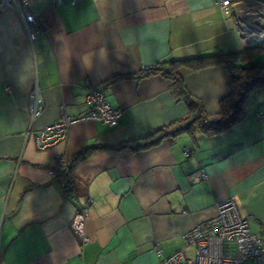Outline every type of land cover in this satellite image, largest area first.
I'll use <instances>...</instances> for the list:
<instances>
[{"label": "crops", "instance_id": "crops-1", "mask_svg": "<svg viewBox=\"0 0 264 264\" xmlns=\"http://www.w3.org/2000/svg\"><path fill=\"white\" fill-rule=\"evenodd\" d=\"M25 7L40 26L33 40L17 10L0 4V264H154L178 249L191 255L183 234L228 197L264 239V86L223 132H181L143 151L119 147L188 115L171 78L139 73L262 41L264 34L241 29L262 17L252 9L264 10V0H231L227 13L216 0H25ZM251 64L264 67V52ZM177 70L187 93L215 114L231 89L227 68ZM88 87L120 110L117 124L74 122L62 141L38 150L35 135L61 108L70 118L87 111ZM33 89L42 109L31 119ZM201 167L206 178L195 182L190 175ZM81 206L85 243L71 227Z\"/></svg>", "mask_w": 264, "mask_h": 264}, {"label": "built area", "instance_id": "built-area-1", "mask_svg": "<svg viewBox=\"0 0 264 264\" xmlns=\"http://www.w3.org/2000/svg\"><path fill=\"white\" fill-rule=\"evenodd\" d=\"M51 1L55 4L60 3V0ZM216 3L223 13H227L231 7V0H216ZM0 4L17 10L28 37L33 40L39 33L40 26L34 16L27 11L25 0H0ZM244 28L247 30L246 26H243L242 30ZM144 73L145 71L139 74ZM40 100L37 89H33L29 94L31 119L41 113ZM84 103L87 111L75 118H70L61 108L57 121L38 130L34 137L36 148L45 150L62 141L67 134L68 126L84 119L96 120L109 127L117 124L120 110L112 107L105 100L101 90L88 87L85 91ZM62 171L68 172L66 167ZM49 173L54 175L53 170ZM190 178L198 182L206 178V173L201 167L196 169ZM64 187H66L65 183ZM85 214L86 208L81 206L71 222V227L79 236L81 243L88 240L82 228ZM182 239L185 245L194 247L191 255H186L182 249H178L154 264H264V239L249 232L246 221L240 216L231 197L217 205V213L214 217L197 224L189 232L184 233Z\"/></svg>", "mask_w": 264, "mask_h": 264}, {"label": "trees", "instance_id": "trees-1", "mask_svg": "<svg viewBox=\"0 0 264 264\" xmlns=\"http://www.w3.org/2000/svg\"><path fill=\"white\" fill-rule=\"evenodd\" d=\"M261 52H264V48L249 45L235 53H220L212 56L195 57L185 61H173L169 63L167 68H147L145 74L160 72L163 76L173 80L175 91L185 101L188 115L185 119L172 125L159 128L155 133L144 139L125 142L120 144L119 147L129 148L133 151H143L157 146L161 141L181 132L192 133L198 130L204 133L217 134L229 128L244 116V106L249 93L253 89L264 86V67L251 64L252 58ZM180 63H184L191 69H199L215 64H222L227 68L231 80V89L221 100L219 109L215 114L207 115L201 103L187 93L177 70ZM67 170L70 171L68 168ZM62 176H68V172L67 174L64 172Z\"/></svg>", "mask_w": 264, "mask_h": 264}, {"label": "rangeland", "instance_id": "rangeland-1", "mask_svg": "<svg viewBox=\"0 0 264 264\" xmlns=\"http://www.w3.org/2000/svg\"><path fill=\"white\" fill-rule=\"evenodd\" d=\"M252 10H253L252 12H254V14H260L262 17H260V16L257 17V15H254V16L250 17L251 20L248 17H246L248 20H250V24L248 23L249 26L246 25V28L252 29L257 34V36H255V38H257L260 34H264V33H262V32H264V21H262V19H264V10H261V11L254 10V9H252ZM245 13L246 12H244V13L242 12V17L243 18H245ZM248 30L249 29L245 30V28H244V30L241 29V31L245 35H248L247 33H250ZM257 39H259V38H257ZM253 45L254 46H259L261 48H264V40H262V41H256V43L253 44Z\"/></svg>", "mask_w": 264, "mask_h": 264}, {"label": "bare ground", "instance_id": "bare-ground-1", "mask_svg": "<svg viewBox=\"0 0 264 264\" xmlns=\"http://www.w3.org/2000/svg\"><path fill=\"white\" fill-rule=\"evenodd\" d=\"M249 31V30H248ZM261 40H264V39H261Z\"/></svg>", "mask_w": 264, "mask_h": 264}]
</instances>
